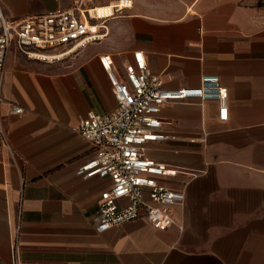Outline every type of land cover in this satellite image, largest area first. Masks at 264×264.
<instances>
[{
	"label": "crops",
	"instance_id": "crops-1",
	"mask_svg": "<svg viewBox=\"0 0 264 264\" xmlns=\"http://www.w3.org/2000/svg\"><path fill=\"white\" fill-rule=\"evenodd\" d=\"M70 7L0 0L15 21ZM108 28L103 48L90 44L60 62L15 45L8 54L1 114L14 155L0 146V264H12L18 222L19 264H264V0H195L176 18L127 9ZM139 50L166 88L218 75L227 118L217 99L166 104L168 138L148 144L147 155L178 170L161 180L184 194L164 207L175 223L159 230L141 217L98 232L111 180L77 173L94 155L77 127L89 112L117 107L99 57L110 54L125 79L124 63Z\"/></svg>",
	"mask_w": 264,
	"mask_h": 264
},
{
	"label": "built area",
	"instance_id": "built-area-1",
	"mask_svg": "<svg viewBox=\"0 0 264 264\" xmlns=\"http://www.w3.org/2000/svg\"><path fill=\"white\" fill-rule=\"evenodd\" d=\"M133 3L119 0L112 7L105 3L86 8L77 1L70 8L27 16L20 21L9 19L0 8V146L14 155L1 114L5 101L3 80L12 46L31 59L50 63L66 60L88 45L105 40L108 21L131 9ZM99 59L111 81L117 107L107 113L91 111L77 127L94 147V155L77 173L86 178L99 176L111 180L110 186L101 192L95 228L104 232L145 217L155 228L166 230L175 221L164 207L183 203L184 194L161 181L176 175L178 170L147 155L148 144L168 138L161 132L162 109L173 101L217 99L224 120L227 89L215 74L202 75L199 86L166 88L160 75L151 72L140 50L134 52L132 61L124 63L125 79L117 74L110 54H102ZM10 110L15 114L25 112L16 103H10ZM19 234L18 222L12 264H19Z\"/></svg>",
	"mask_w": 264,
	"mask_h": 264
},
{
	"label": "rangeland",
	"instance_id": "rangeland-1",
	"mask_svg": "<svg viewBox=\"0 0 264 264\" xmlns=\"http://www.w3.org/2000/svg\"><path fill=\"white\" fill-rule=\"evenodd\" d=\"M79 1L86 8H92L96 5L109 3L112 0H70L71 7ZM134 7L131 8L136 12L146 13L158 17L176 18L181 16L195 0H133ZM107 41L93 43L90 49L97 50L103 48Z\"/></svg>",
	"mask_w": 264,
	"mask_h": 264
},
{
	"label": "bare ground",
	"instance_id": "bare-ground-1",
	"mask_svg": "<svg viewBox=\"0 0 264 264\" xmlns=\"http://www.w3.org/2000/svg\"><path fill=\"white\" fill-rule=\"evenodd\" d=\"M118 1H119V0H114V1H112V2H109L108 5L110 4L111 7H112V6H114ZM96 6H97V7H100L99 5H96ZM133 6H134V3H133ZM133 6H132V7H133ZM100 11H101V9H100Z\"/></svg>",
	"mask_w": 264,
	"mask_h": 264
}]
</instances>
